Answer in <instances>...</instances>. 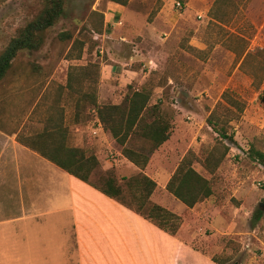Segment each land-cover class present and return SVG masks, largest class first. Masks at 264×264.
Returning a JSON list of instances; mask_svg holds the SVG:
<instances>
[{"label": "rangeland", "instance_id": "1", "mask_svg": "<svg viewBox=\"0 0 264 264\" xmlns=\"http://www.w3.org/2000/svg\"><path fill=\"white\" fill-rule=\"evenodd\" d=\"M42 1L0 0V51L36 15ZM175 1L180 0H128L122 9L123 24L117 26L107 23L116 21L112 1L69 0L62 17L45 31L42 46L20 51L13 60L0 81V100H20L5 106L7 117L20 123L38 96L40 100H76L77 95L65 87L70 67L96 63L101 74L102 67L105 72L117 66L107 84L97 82L101 103H120L130 90L128 86L134 90L146 86L152 90L150 104L159 102V112L171 120L173 130L178 128L181 150L189 148L203 158L217 145L220 150L229 147L220 165L208 175L213 190L210 212L182 213L185 227L204 228L206 233L199 235L197 242L200 249L224 264H264V159L260 161L257 155L264 156V104L260 99L264 92V0H218L214 10H209L214 0H186L182 8H177ZM222 2L228 3L220 6ZM210 13L215 18H237L216 22L209 18ZM244 18L251 23H245ZM74 39L80 42L76 46L72 45ZM245 40L252 52L243 61ZM123 68L142 69L145 75L124 85L126 81L118 79ZM225 91L233 103L222 99ZM86 106L82 109L84 139L77 147L98 156L105 170L108 163L114 165L118 160L121 148L109 135L92 133L95 113ZM211 113L232 133L234 143L221 140L207 124ZM28 127L26 121L20 131L33 130ZM66 139L75 146L70 144L68 131ZM195 166L202 170L199 164ZM60 177L55 174L56 188L63 185L68 191ZM6 192L4 213H20L23 207L16 201L19 189L10 184ZM165 193L158 188L151 201L161 202L170 196ZM258 208L263 215L253 225ZM71 215L70 210L56 213L54 226L39 225L45 231L47 228L50 237L54 228L55 240H61V231L65 229L67 234L71 226L73 242ZM15 252L11 250L10 258H17ZM75 262L72 257L71 264Z\"/></svg>", "mask_w": 264, "mask_h": 264}, {"label": "crops", "instance_id": "2", "mask_svg": "<svg viewBox=\"0 0 264 264\" xmlns=\"http://www.w3.org/2000/svg\"><path fill=\"white\" fill-rule=\"evenodd\" d=\"M109 3L116 10L112 17L122 19L124 11L122 9L125 6ZM227 3L222 2L220 6ZM218 5L214 0L209 10H214ZM210 15L209 18L216 22H224L232 18L231 15L223 19L215 18L214 13ZM236 18L234 16L231 20ZM243 21L251 23L246 18ZM237 34L240 37L244 36L241 33ZM243 46L244 61L252 49L249 48L246 40ZM115 68L118 67L111 66V69L104 72L102 67L100 86L107 84L108 76L113 77ZM140 75L144 77L145 71L123 68L120 73L118 72V79L126 81L124 84L126 85ZM19 101L0 100V117L5 115L3 122L0 118L1 264H71L72 257L76 261L75 264H215L208 255L195 250L186 242L200 238L199 235L203 233L205 235L204 228L185 227L182 224L178 235H170L16 140L18 132L26 125V121L29 124L28 128L33 129L31 133L41 130L45 123L51 127L53 123L62 121L63 126L68 130L70 144L82 145L84 115L83 110L80 114L76 113V100H40L38 96L36 100H32L27 116L20 123L14 117H7L8 109L5 107L16 105ZM98 102L101 103L102 100ZM88 111L93 112L94 109ZM29 117L31 119H28ZM96 119L98 118L94 120ZM92 125L94 124H91L90 129L93 130ZM177 129L176 127L173 130L172 127L169 139L151 154L144 169V172L157 182L156 190L161 187L166 195L168 192L165 187L169 178L179 161L190 150L180 149L181 142L177 136L180 133ZM96 135L108 137L103 125L98 128ZM117 153L120 156L118 160L114 165L108 163L106 168L114 166L119 174L127 177L139 172V169L123 157L121 152ZM199 171L206 175L203 170ZM56 173L61 176L62 182L66 181L68 191H65L63 185L56 188ZM10 184L19 189L16 201L19 200L23 207L20 213L15 215L4 213V201L8 196L6 187ZM169 195L161 202L155 201V203L168 209L173 208L175 213L182 215L186 206L170 193ZM170 197L173 201H170ZM211 197L212 195L197 202L191 210L201 209L199 215L209 213L212 207ZM66 210L72 211L70 225L73 223L75 236L73 242L70 240L71 226L67 234L65 229L61 231V240H55L54 228L50 237L47 228L45 231V228L39 225L42 222L43 226L47 223L48 226L50 224L54 226L56 213ZM231 225L232 223L229 227ZM12 249L16 250L17 258H10Z\"/></svg>", "mask_w": 264, "mask_h": 264}, {"label": "trees", "instance_id": "3", "mask_svg": "<svg viewBox=\"0 0 264 264\" xmlns=\"http://www.w3.org/2000/svg\"><path fill=\"white\" fill-rule=\"evenodd\" d=\"M110 1L123 6L128 2V0ZM185 1L180 0L182 4ZM68 2L69 0H43L36 15L16 31L0 51V81L8 74L13 60L20 51H35L42 46L45 31L62 17ZM79 43V40L74 39L72 45L76 46ZM70 55L69 52L68 57ZM249 55L250 53L246 57ZM77 57L79 58L80 54ZM99 80V64L72 66L67 71L65 87L77 95L76 113L80 114L84 105L94 109V119L98 118L101 121L104 131L120 145L122 156L139 169L138 173L129 177H118L114 167L104 170L98 156L67 143L68 130L63 126L62 121L53 123L51 127L45 123L41 130L34 133L23 134L19 131L16 140L70 175L131 209L166 233L178 235L183 224V215L151 201L157 182L144 172L151 154L169 139L172 131L171 120L159 112V102L150 104L152 90L146 86L135 90L128 86L130 90L120 103H99L97 95ZM222 99L227 103L234 102V99L229 97L228 91L222 93ZM260 99L264 104V92L260 93ZM206 122L221 140L235 142L232 133L219 123L215 114L211 113ZM135 141L139 144H135ZM220 149L218 145L215 146L203 158H198L194 151L189 150L169 178L166 191L186 206L183 214L190 211L197 202L212 195L213 190L208 175L217 169L229 147L224 145L223 150ZM257 155L263 162V154ZM195 164H199L206 175L202 174ZM262 215L263 211L256 209L252 224L255 225L261 220ZM198 239L186 242L195 250L208 255L215 264H224L216 256H211L200 249Z\"/></svg>", "mask_w": 264, "mask_h": 264}, {"label": "built area", "instance_id": "4", "mask_svg": "<svg viewBox=\"0 0 264 264\" xmlns=\"http://www.w3.org/2000/svg\"><path fill=\"white\" fill-rule=\"evenodd\" d=\"M175 6L177 8H182L183 4L180 1H175ZM107 23L110 24V25L113 24V25L120 26V25L123 24V20L122 19H119V18H116V21H114V23L110 22L109 20H108ZM93 124L94 125H92L93 126L92 133L94 135H96L98 133V128H101V126H102L101 125V121L98 120V119H96V120H94Z\"/></svg>", "mask_w": 264, "mask_h": 264}, {"label": "water", "instance_id": "5", "mask_svg": "<svg viewBox=\"0 0 264 264\" xmlns=\"http://www.w3.org/2000/svg\"><path fill=\"white\" fill-rule=\"evenodd\" d=\"M261 205H263V203H261Z\"/></svg>", "mask_w": 264, "mask_h": 264}]
</instances>
